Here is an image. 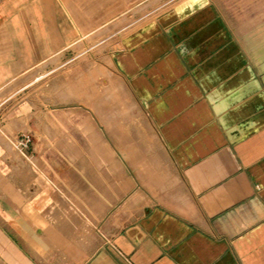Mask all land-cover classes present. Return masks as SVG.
I'll list each match as a JSON object with an SVG mask.
<instances>
[{"label": "crops", "instance_id": "obj_1", "mask_svg": "<svg viewBox=\"0 0 264 264\" xmlns=\"http://www.w3.org/2000/svg\"><path fill=\"white\" fill-rule=\"evenodd\" d=\"M107 30L189 197L147 206L86 264H264V19L246 38L216 0H0V90ZM15 208L0 194V264H38Z\"/></svg>", "mask_w": 264, "mask_h": 264}, {"label": "rangeland", "instance_id": "obj_2", "mask_svg": "<svg viewBox=\"0 0 264 264\" xmlns=\"http://www.w3.org/2000/svg\"><path fill=\"white\" fill-rule=\"evenodd\" d=\"M216 1L246 38L262 24L264 0ZM112 37L78 38L0 90V194L20 211L12 230L38 264H86L147 206L189 197L148 109L115 67L121 45Z\"/></svg>", "mask_w": 264, "mask_h": 264}, {"label": "built area", "instance_id": "obj_3", "mask_svg": "<svg viewBox=\"0 0 264 264\" xmlns=\"http://www.w3.org/2000/svg\"><path fill=\"white\" fill-rule=\"evenodd\" d=\"M30 142V136L29 135H24L20 145H22L23 148L27 147L28 143Z\"/></svg>", "mask_w": 264, "mask_h": 264}]
</instances>
